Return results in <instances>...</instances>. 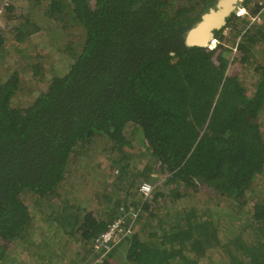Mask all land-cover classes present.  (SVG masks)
Wrapping results in <instances>:
<instances>
[{"label": "trees", "instance_id": "1", "mask_svg": "<svg viewBox=\"0 0 264 264\" xmlns=\"http://www.w3.org/2000/svg\"><path fill=\"white\" fill-rule=\"evenodd\" d=\"M237 1L240 7L252 2ZM26 2L62 23L61 29H80L81 38L77 50L69 44L56 49L41 24L19 11L8 33L34 48L46 41L42 50L59 69L46 78L40 62L26 64L40 82L26 105L13 103L21 72L0 76V263L11 241L35 234L54 251L44 264H59L56 245L75 237L89 243V251L113 218L141 205L135 224L146 213L142 225L155 229V238L138 232L125 238L122 264H264V185L249 203L264 175L258 122L264 111V9L251 25L233 13L223 27L230 32L217 31L218 43L209 49L188 47L184 38L215 0H189V6L172 0ZM5 36L0 34V50ZM253 62L256 80L248 92L240 75ZM96 135L110 142L113 154H123L108 167L121 172L110 174L114 180L106 186L112 190L102 196L104 205L112 204L107 214H80L58 190L72 154ZM132 153L137 168L131 172L126 158ZM153 169L164 176L158 186ZM142 182L153 186L147 197ZM202 185L226 205L201 212L180 202ZM117 190L120 201L113 199ZM30 192L35 197L27 203L23 196Z\"/></svg>", "mask_w": 264, "mask_h": 264}, {"label": "rangeland", "instance_id": "2", "mask_svg": "<svg viewBox=\"0 0 264 264\" xmlns=\"http://www.w3.org/2000/svg\"><path fill=\"white\" fill-rule=\"evenodd\" d=\"M187 1L189 0H172V3H176L180 6H189L190 3ZM0 2H2V0H0ZM252 2L255 4V6H258L259 3L264 4V0H252ZM26 3V0H11L10 5L14 6V9L12 11H5V14L0 18V24L2 26L0 29V34L6 35V40L3 43L2 49L0 50V76H3L15 69L21 72L22 78L24 80L22 89L18 91L16 97L13 99V103L16 105L28 104L40 88L39 78L34 76L35 74L31 71L28 72L29 68H27V63L29 65L33 64L34 62H40L39 66L44 68L43 76L46 75V78H50L49 76H52V74L59 69L58 65L55 64L56 62H53V57L50 56L51 58H48V55L45 54L46 52L42 50V47L47 44L46 41L43 40L41 46L39 45L37 48H34L35 46H30L28 43H18L14 39V35H8L12 27L18 22V18H16L18 11L41 24L40 27L44 28L50 35V41H48V43L52 44L54 47H57L56 49H61L62 46L69 44L70 47H73L75 50H77V46L80 43L79 40L81 38L79 35L80 29L78 31V29L71 26L61 29L57 26L58 22H52L53 18L52 20H50V18L45 19L42 17L40 10L33 8L34 6L25 5ZM238 7L234 11L235 15L237 13L236 11H238ZM242 17L247 20L246 22L250 21L254 23L257 15L253 16L250 10H248L247 13L242 14ZM58 24L62 25V23ZM222 29V34L226 35L229 33L230 27H225ZM217 43L218 38L215 37V41L211 44V47L213 48ZM37 53H39V56ZM35 54H37V57ZM24 55L27 56L25 57ZM253 67L254 62L251 63L250 66H248L247 69L240 75V80L243 82V85L248 92L253 91V85L256 80V74L253 70ZM43 79H45V77ZM258 122L260 124L262 135L264 136V111L259 113ZM92 139L93 140L91 143H89L88 148L86 147L83 149L86 145H81L78 147L81 150L72 154L71 161L68 165L69 170L67 172L65 182L63 183V186H61L62 188L59 187L58 193H60V197L62 199L66 198L70 204L75 206V208L78 206L76 210L79 211L80 214H83L84 210L87 212L98 211L103 214H107V209L111 207L112 204L109 203L104 205L105 202H103L102 196H104L105 193L109 194L112 190L110 187L112 185L109 186L110 188L106 186L111 184V181L114 180L110 177V174H112L113 177L114 175H119L121 172L120 168L118 167L114 168L113 171L109 170L108 167L111 166V161H113L115 158H121V155L123 154L120 152L113 154L109 150L110 142L107 141L103 136L96 135ZM123 152L126 154L124 150ZM135 155L136 153H132L126 158L129 162L128 169L131 172L133 171V168H137L134 164V162H136L134 159ZM82 170L86 173L85 178L81 174ZM74 177L78 179L76 182L72 181ZM151 177L153 178V182L156 186L160 185L164 179V176L159 175L156 171H154V169L151 171ZM256 181L257 182L254 183L249 197L250 205L259 196L258 190L264 185V175L262 178H257ZM71 191L72 194L70 195ZM195 191L196 190L189 191L190 193L188 196L184 198L183 201L180 200V202L184 204L185 207L193 205L198 211L202 212L206 211L208 207L216 208V206H218L219 208L218 204H222L224 206L226 205L225 202H223V199L219 201V203L217 198L214 196L213 191L208 187L203 185L198 186L197 192ZM118 195L120 198H122L123 192L121 190H117L116 194L114 192V196L112 195L113 199L120 201V199H118ZM34 197L35 195H32L30 192V194H25L23 196V200L27 203H31L34 200ZM153 212L155 211L153 210ZM143 216V219L134 225L133 233H141V236H145V240L149 239L150 237L151 239L155 238L150 234L152 231L156 232L155 229L150 230L148 229L149 226L143 227L142 224L144 223V220L146 217L149 218L146 213H144ZM101 220H105V218L101 217ZM155 220L156 218L152 217L151 224H156ZM41 238L42 236L30 234L28 236H24L23 241H11L9 246L5 248L6 253H8L7 259L0 264H29L31 261L36 263L42 262V264H44V262L51 261V259L53 260L54 258L52 257L54 251L48 248V245L46 244L47 239L42 241ZM26 240L29 241L28 248H25L23 245V242ZM127 244V240L123 239L117 245H115L116 247L112 250L109 256L107 253V256L105 255V257L102 259L96 260L97 256L92 253V248L88 251L89 243L86 245L82 241L75 242V237H68L65 241L56 245V247H58L60 250V259H57V263L122 264L125 258Z\"/></svg>", "mask_w": 264, "mask_h": 264}, {"label": "built area", "instance_id": "3", "mask_svg": "<svg viewBox=\"0 0 264 264\" xmlns=\"http://www.w3.org/2000/svg\"><path fill=\"white\" fill-rule=\"evenodd\" d=\"M11 4V0H2L0 2V18L5 14L6 7ZM258 6L262 9L264 5L259 3ZM254 19V18H253ZM2 28L0 24V29ZM153 186L149 182H142L140 185V191L144 197H147L152 192ZM141 205L137 208L128 206L125 211L119 216L113 218L107 226L100 231L92 241V253L97 256L96 260L102 259L107 253H109L115 245H117L123 239L129 237L133 233V227L135 225V218ZM123 209V207H121ZM124 211V210H123ZM129 216L127 220L125 217Z\"/></svg>", "mask_w": 264, "mask_h": 264}, {"label": "water", "instance_id": "4", "mask_svg": "<svg viewBox=\"0 0 264 264\" xmlns=\"http://www.w3.org/2000/svg\"><path fill=\"white\" fill-rule=\"evenodd\" d=\"M237 0H215L214 4L200 14L199 20L191 26L184 38L188 47L209 49L215 41V33L227 23V19L237 8Z\"/></svg>", "mask_w": 264, "mask_h": 264}, {"label": "crops", "instance_id": "5", "mask_svg": "<svg viewBox=\"0 0 264 264\" xmlns=\"http://www.w3.org/2000/svg\"><path fill=\"white\" fill-rule=\"evenodd\" d=\"M255 3H256V1H255ZM238 5V4H237ZM264 5V4H263ZM239 6V7H238ZM237 7H238V11H236L237 13H236V16H239V17H242V14L243 13H247V11L248 10H250V12H251V14H253V16L254 15H259L260 13H262V11H263V9H264V7L261 9L260 8V6H255V4L253 3V2H250V3H248L246 6H244V7H240V5H238ZM256 11V12H255ZM235 13V12H234ZM259 17V16H258ZM243 18V17H242ZM257 19V18H256ZM255 22V21H254ZM248 23H250V25L253 23V22H248ZM249 26V25H248ZM229 32H230V30H229ZM227 35V34H226Z\"/></svg>", "mask_w": 264, "mask_h": 264}, {"label": "clouds", "instance_id": "6", "mask_svg": "<svg viewBox=\"0 0 264 264\" xmlns=\"http://www.w3.org/2000/svg\"><path fill=\"white\" fill-rule=\"evenodd\" d=\"M212 48V47H211Z\"/></svg>", "mask_w": 264, "mask_h": 264}]
</instances>
